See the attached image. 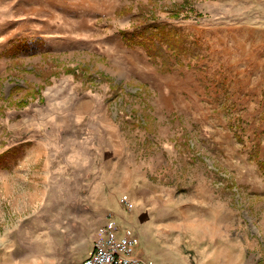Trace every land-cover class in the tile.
I'll return each mask as SVG.
<instances>
[{"label": "rangeland", "instance_id": "obj_1", "mask_svg": "<svg viewBox=\"0 0 264 264\" xmlns=\"http://www.w3.org/2000/svg\"><path fill=\"white\" fill-rule=\"evenodd\" d=\"M53 2L0 0V264H82L106 215L139 236L107 188L150 264H264V0Z\"/></svg>", "mask_w": 264, "mask_h": 264}, {"label": "crops", "instance_id": "obj_2", "mask_svg": "<svg viewBox=\"0 0 264 264\" xmlns=\"http://www.w3.org/2000/svg\"><path fill=\"white\" fill-rule=\"evenodd\" d=\"M57 2H53L54 3V5L55 6H59V5H62V13L63 14H67L66 12H67V10H66V4H65V1L66 0H56ZM120 2V0L119 1H117L116 2V0H104V2H103V4L102 5H100V9H99V11L100 12H102V13H105L106 11H108L109 9H112V11H115L116 10V8H117V6H118V3ZM53 5V6H54ZM95 12H99L98 11V9H96V10H94ZM48 13H50V15L52 14L50 11L48 12ZM53 14H55L56 15V13L55 12H53ZM53 18V16L51 15L50 17H49V19H52ZM91 19H93L91 16L90 17H88V21H90ZM53 21V20H52ZM46 38L47 37H50V36H45ZM45 37H43V38H45ZM61 97H62V95H60ZM82 114H84V116L85 117H93L94 116V112L92 111V112H89L88 110H86L85 112H83ZM80 116H82L81 115V113H79L78 114V110L77 111H74L73 112V116L72 117H75L76 119H78V118H81ZM81 123H78V124H76V123H73V125H72V127H73V130L72 131H74V132H76V134H78V133H80L81 132V130L83 129V128H89V126H87L86 124H83L82 122H83V120H79ZM85 131H86V129H85ZM87 133V132H86ZM76 140H80V138H79V136L77 137V139ZM74 158H72V164H73V166L75 167V166H78V164H79V162H81L80 160H81V157H78V154L77 153H74ZM78 163V164H77ZM93 166H94V164L91 162V161H89L88 163H87V165L82 169V171L84 172L83 174H79V176L77 175V179H75V180H78V181H76V182H79V180H81V178H83V177H86V179H88V180H92V181H94L95 180V178H94V174H93ZM74 169V168H73ZM96 177V176H95ZM79 178V179H78ZM101 180H103L104 178H101V177H99ZM108 179V182L107 183H105V180H107ZM110 179L109 178H106V179H104L102 182H100V183H98V185H97V187H99V186H101L102 188H103V190H102V192H104L106 189V186L107 185H109L110 184ZM84 184H86L85 182H84ZM74 190H78L76 187H74ZM109 188H107V192H108V198H106V200L105 201H102L100 204H99V207H98V209L99 210H107V209H110L111 207L112 208H115V209H117V210H121V208L124 210V211H127V210H129L128 208H126L123 204H122V198L123 197H125V195L127 196V198H128V200L130 201V204H131V207L133 208V205H134V208L137 210V217H136V219H135V222L138 224V227H140L141 229V234L139 235V236H137V238H139V248H140V251H141V253H143L147 258H149L150 256L149 255H151V249H153V242H154V239L152 238V236H151V228H149L150 226H151V223H153V222H151L152 221V219L154 220V218L153 217H150V216H147V217H145L144 215H143V211H141L142 209H146V208H144L143 207V205H145V201L144 202H142V200H141V198L140 199H138V198H135V197H133L132 196V198L129 196V194H127V193H123V194H121V193H118L117 191L116 192H114V193H111V192H109ZM150 208V207H149ZM94 212H95V210H93ZM103 211H101V212H103ZM129 211H131V210H129ZM139 211H141V212H139ZM107 215L105 216V219H103L102 220V222H100L99 223V225L98 226H100V225H102L103 223H105L106 221H107ZM119 219V218H118ZM119 221V220H118ZM98 226H97V228H98ZM96 228V229H97ZM143 228H145V231L143 232L142 231V229ZM146 228H149V230L148 231H146ZM153 231V230H152ZM96 232V231H95ZM93 239V238H92ZM93 242H94V239H93ZM93 242H92V244H91V246H90V248H89V250H88V252H87V254H86V256L84 257V255L81 257V263L83 262V260L88 256V254H90L91 253V251L93 250ZM143 248V249H142ZM145 249V250H144Z\"/></svg>", "mask_w": 264, "mask_h": 264}, {"label": "built area", "instance_id": "obj_3", "mask_svg": "<svg viewBox=\"0 0 264 264\" xmlns=\"http://www.w3.org/2000/svg\"><path fill=\"white\" fill-rule=\"evenodd\" d=\"M122 204L131 209L127 196ZM93 250L82 264H150L139 248V238L133 229H124L112 216L98 226L94 234Z\"/></svg>", "mask_w": 264, "mask_h": 264}, {"label": "trees", "instance_id": "obj_4", "mask_svg": "<svg viewBox=\"0 0 264 264\" xmlns=\"http://www.w3.org/2000/svg\"><path fill=\"white\" fill-rule=\"evenodd\" d=\"M129 10H131V9H129V7H127V6H124V7H121L120 8V10L118 11V12H121V13H125V12H129ZM141 13H143V11H141V10H139V12L138 13H135V15L136 16H141ZM178 14V13H177ZM123 33H124V35H130L129 34V32H127V31H123ZM74 68H72V67H65V71L66 72H71L72 70H73ZM51 73V72H50ZM55 72H53L52 74H54ZM18 88H22L21 86H17ZM34 89V88H33ZM39 90V89H38ZM38 90H36V89H34L31 93H32V96L33 97H36L37 96V94H38ZM12 94V93H11ZM27 99H26V97H23L22 99H20L19 101H17L19 104H22V105H24V104H27ZM4 154V153H3ZM3 154L2 155H0V160H1V162H0V165L1 166H3V165H5V163H4V161L2 160V158H3Z\"/></svg>", "mask_w": 264, "mask_h": 264}]
</instances>
